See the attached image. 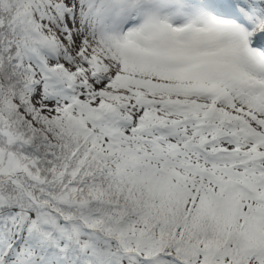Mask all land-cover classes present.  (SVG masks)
<instances>
[{"label": "snow or ice", "instance_id": "obj_1", "mask_svg": "<svg viewBox=\"0 0 264 264\" xmlns=\"http://www.w3.org/2000/svg\"><path fill=\"white\" fill-rule=\"evenodd\" d=\"M0 264H264V0H0Z\"/></svg>", "mask_w": 264, "mask_h": 264}]
</instances>
